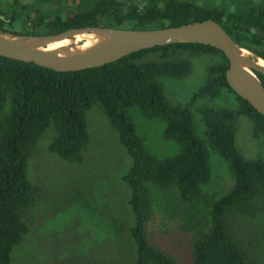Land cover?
I'll return each mask as SVG.
<instances>
[{
	"label": "trees",
	"instance_id": "trees-1",
	"mask_svg": "<svg viewBox=\"0 0 264 264\" xmlns=\"http://www.w3.org/2000/svg\"><path fill=\"white\" fill-rule=\"evenodd\" d=\"M7 1L5 11L0 10V29L6 32L45 35L91 25L151 29L213 19L237 44L264 59V0H238L245 6L237 1L233 8L197 0ZM206 53L218 54L221 61L209 66L187 104H172L160 77H186L192 71L191 57ZM227 67L220 50L196 42L142 49L77 71L0 55V264H13L19 244L42 224L38 210L47 191L29 176L40 140L50 133L48 152L79 165L90 143L86 112L94 105L131 158L122 175L128 211L108 209L109 264H264V222L261 228L251 222L264 215V158H246L235 144L238 117L249 119L253 137L261 138L264 116L230 88ZM256 74L264 86V75ZM225 90L235 96L234 107L194 109L198 98H217ZM132 107L148 119L162 120V137L174 141L178 151L163 157L150 151L128 112ZM194 111L204 123L203 137L196 132ZM209 148L225 159L233 183L209 201L208 219L191 231L185 263L162 229L150 226L151 188H173L182 202L198 203L211 176ZM47 257L55 264L60 261L52 253Z\"/></svg>",
	"mask_w": 264,
	"mask_h": 264
},
{
	"label": "rangeland",
	"instance_id": "rangeland-1",
	"mask_svg": "<svg viewBox=\"0 0 264 264\" xmlns=\"http://www.w3.org/2000/svg\"><path fill=\"white\" fill-rule=\"evenodd\" d=\"M197 1L209 5L223 3L233 8L238 0ZM238 2V6H245L242 1ZM8 3L7 0H1L0 10H4ZM82 41L81 38L75 39L78 43ZM66 42L74 43L70 40ZM220 61L218 54L193 55L192 71L189 75L180 79L160 77L168 100L172 104H187L192 93L203 83L209 66ZM203 105L234 107L236 99L225 90L217 98H198L194 109ZM128 112L150 151L160 157L178 151L174 141L162 137V120L148 119L134 107L129 108ZM86 121L90 143L79 165L64 162L48 152L50 133L40 140L30 159L29 176L32 181L44 186L47 197L41 201L38 210L42 224L36 225L24 242L19 244L13 256V264H36L37 261L39 264H55L47 257L48 253L58 255V264L111 262L109 210L116 206L121 207L124 213L128 211V192L122 175L130 167L131 158L119 144L117 133L98 105L86 112ZM194 126L197 134L203 137L205 126L196 111ZM235 144L246 158L258 155L264 158V137H253L252 122L243 116L238 117ZM209 164L210 179L202 186V199L194 205L182 202L176 189L151 188L154 215L150 226L157 230L162 229L166 241L176 249L178 257L185 263L189 260L188 240L191 231L196 224L197 227L208 219L209 201L226 192L233 183L227 162L211 148ZM251 222L261 228L264 215ZM261 233L259 230L258 234Z\"/></svg>",
	"mask_w": 264,
	"mask_h": 264
},
{
	"label": "water",
	"instance_id": "water-1",
	"mask_svg": "<svg viewBox=\"0 0 264 264\" xmlns=\"http://www.w3.org/2000/svg\"><path fill=\"white\" fill-rule=\"evenodd\" d=\"M76 38L83 41L75 42ZM63 40V45L53 47ZM182 42L202 43L220 50L228 61L225 70L228 85L264 116V86L256 74L264 75V66L257 61L260 57L237 44L213 19L151 29L91 25L45 35L0 29V55L58 71L98 67L142 49ZM245 50L249 53H244Z\"/></svg>",
	"mask_w": 264,
	"mask_h": 264
},
{
	"label": "bare ground",
	"instance_id": "bare-ground-1",
	"mask_svg": "<svg viewBox=\"0 0 264 264\" xmlns=\"http://www.w3.org/2000/svg\"><path fill=\"white\" fill-rule=\"evenodd\" d=\"M70 41H71V40H70ZM57 43H58V44L54 45L53 47L58 46V45H63L64 40L61 41V42H57ZM244 53H247V54H248L249 52L245 50ZM257 61H258V63H259L260 65H263V66H264V61H263L262 59L259 58V59H257ZM245 72H246L247 75H249L250 77H253L249 71L245 70Z\"/></svg>",
	"mask_w": 264,
	"mask_h": 264
}]
</instances>
